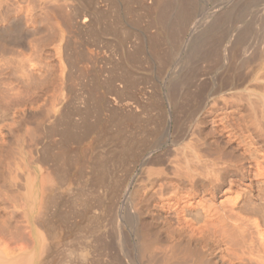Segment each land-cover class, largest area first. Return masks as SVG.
<instances>
[{"label": "bare ground", "instance_id": "6f19581e", "mask_svg": "<svg viewBox=\"0 0 264 264\" xmlns=\"http://www.w3.org/2000/svg\"><path fill=\"white\" fill-rule=\"evenodd\" d=\"M9 1L10 5L15 4L14 1ZM9 1L6 0L8 3V5H6L7 3L5 0H1L3 3L2 7L6 5V7H4L5 11H7V6L8 8L12 6L9 5ZM19 1L17 3H19ZM29 1L30 0H28V2ZM32 1L33 0H31L30 3ZM61 1L64 2V0H43L42 3L46 5L47 8L43 5H40L39 8L41 9L43 6L44 8L42 7V9H47H45L46 12L44 14H47V12L50 13L46 16H51L49 20L54 21L55 30L59 27L57 31H50L51 34L54 32V34H56H52L53 36L51 35L54 42L49 39L50 35H46L49 33H44L45 30H43V37L39 35L41 38L38 37L34 39V41L28 42L27 37L25 38V34L27 30H30L31 27L29 26L30 28L27 27L24 33V38L21 36L23 39L27 40L28 45L26 44L27 42H23V39V41H21L18 35L14 38H19L21 41L18 40L20 42V47H18V44L17 50V47H10L13 45L15 46V44L11 43L9 46L10 41L8 37L7 39L9 42L7 40L8 43H6V41L4 42L6 45L8 44L6 47L1 37L4 38L6 34L12 36L11 32L14 31L16 24L19 26L21 23H17L19 21L18 18L21 19L22 17L20 18L21 15H17L18 21H16V18L12 17L13 15L11 14V16L9 12L7 13H9L10 16L7 17V14H4V9L0 5V16L3 14L5 15V18L3 17L4 19L2 18L0 20H4V23L6 17L8 19L6 20V25L3 24L1 26L2 22L0 21V55H2L1 53L8 54L2 55V57L11 55L6 59L0 56V60L4 61H2L4 68L0 65L2 70H6L4 72L9 70L7 74H10L12 73L11 70L13 71L15 67L13 72L19 73L18 77H20V80L28 81L36 79L40 69L43 70V68H45H39L41 64H37L38 61L36 58L39 55L34 57V60L37 61V66L39 65L37 67L39 69L33 67L36 66L35 61L32 59L33 57L31 58L33 61H31L33 65L31 67L33 68L27 67V60L31 59L28 58L26 50H28L29 47L32 49L37 48V52L35 51L34 53L38 54V48L42 46L43 49V45L45 44L41 41L48 39L49 42L47 44H49V46L51 45L50 43L58 44H55V46L51 45L50 48L54 46V48L51 49L55 50L59 47L60 42L57 43L56 41L57 39L61 40L63 38V35L66 33L65 30L67 29H65V27H63L65 30L61 29L62 25L65 24L64 22H62V25L60 24V21H62L61 16L63 17L66 15L64 13L68 12L64 7L68 3V0L66 1L67 3L64 2V5ZM198 1L199 0H152V4L149 5L151 9H149V11H152L151 13L155 18V20L152 18L155 21L153 25L156 29L155 32L153 31V33H155L153 36H165L163 37L164 40H161L168 45L166 53L163 55L166 60L172 59L176 55L178 50L177 46L181 43L183 34H185L196 21L197 12L200 11L198 8L202 5L201 3V5L198 6ZM4 2L6 4H4ZM33 3L32 7L33 5L34 7L35 5L39 7L38 3ZM28 4L25 6L26 9L30 6V4L29 6ZM70 5L68 4V7H70ZM12 7L16 10H19V8L21 10L23 8L21 6L19 8H16V6ZM32 7L30 6L32 9V11L30 9V12H34V8ZM37 7H35V10ZM217 7L216 13L213 10V13L210 14L203 24L205 35L204 38H202L203 48L200 50V58L202 59L201 61L204 62L202 69L186 72L174 82L176 91L173 93L180 92L184 88H192V86L197 88L198 85H196V81H199L198 75L203 76L204 83L200 87L202 88V92L201 94L197 92L198 95H200H196V97H194L195 99L193 98L198 110L194 111V114H189L188 112L185 114L183 123L187 121L188 123L186 122V125L181 122V126L176 125L177 128L174 126V130L173 128L171 130L169 128L171 125H169L159 132H155L154 139L149 147L151 150L142 154L139 160L137 159L138 167L136 171L132 174H125L126 178L124 177L125 179L122 181L119 189H116L114 186L117 187L120 183H115V185L112 184L110 189L106 186L107 190L103 189L104 191L101 192L99 189L94 195L92 202L93 210L90 209L92 210V212H90L93 215L92 218L94 221V224H92L94 225V229L92 227L93 230H91L93 233V259H91V256L89 257L93 261V264H264V0H225L224 5ZM28 11L27 9L25 12L27 13ZM62 11H64V15L61 13ZM13 12L14 15H16L17 12L19 13V11ZM22 13L24 12L22 11ZM69 13L71 12L69 11ZM23 15L26 18V15ZM34 15L36 14L34 13ZM31 17L32 16H28L30 19ZM28 18L25 20L26 22H28ZM66 18H68V15ZM66 18L65 20H67ZM33 19L32 22H34V20H40L38 18ZM23 20L22 18V27L24 24ZM26 22L25 24H27ZM35 23L40 24L41 22L38 21V23ZM21 26H19V28L22 32L18 30V27V31L16 30L14 32L18 33L20 31L18 34L22 35L25 31H23L25 27L21 29ZM40 26L38 27L40 28ZM65 26L67 27V25ZM34 27L36 28V26ZM47 30L48 29H46V31ZM39 31H42V29L38 30V32ZM57 36L58 38L56 39ZM156 39L159 40L157 37ZM40 42L43 45L37 47ZM61 47L62 46H60V49ZM6 48L8 49L6 50ZM57 50H59V48ZM41 53L44 52L42 51ZM196 53H198L197 49H194L191 55L195 56ZM45 56L42 58L45 59ZM55 56L59 57V54L56 53ZM41 57L39 56V61H43ZM58 57H55L57 61L59 60ZM47 58L49 57L47 56L46 60ZM62 60L64 61V59ZM46 68L45 70L47 71L43 70L44 72L41 71L39 75L47 73L48 76H46L49 77L51 70H49L48 67ZM1 72L4 73L3 71ZM12 74H15V78L17 77L16 73ZM45 74H43V76ZM60 74L58 80L64 83V81L61 80L63 76L62 72H60ZM39 75L37 76L38 78L40 77ZM46 76L42 77L41 75V79L44 80H41L43 84L46 81L50 84L54 83V81L52 82L51 79ZM9 78L7 80L12 81V77ZM58 80L56 79L57 82L55 81L56 84H54L56 88L58 87L57 83H61L60 81L58 82ZM1 81L0 100L2 104L5 103V105H0V107L3 108L7 106L8 108V105H6L9 99L8 97L11 96V101V98L14 97L12 94H17L20 91H16L10 81H7L6 84L3 83L4 81ZM15 81L16 80L12 82L15 83ZM48 82L46 84H48ZM64 85L65 84H63V86ZM59 86L60 88L63 87L60 84ZM26 87L24 88L27 89L29 86ZM56 88L53 87L52 90ZM52 90L51 92H54ZM171 93L172 91L167 89L165 91V96L170 98L173 94ZM53 96L56 97L58 95L56 93ZM191 100L192 98L190 101ZM14 102H16V100H14ZM21 103L24 102L22 101ZM21 103L19 104L21 105ZM194 103L193 105H195ZM15 105L17 104L13 106ZM197 107L195 108L197 109ZM195 108H193V110ZM4 111L3 108L2 112ZM1 114L3 115V113ZM172 119L173 118H171V120ZM4 126L5 125L2 124V128H4ZM8 126H10V124ZM8 128L11 129V127ZM0 132L2 131L0 130ZM8 134L11 135L12 133L9 131ZM151 136H153V134ZM12 138L15 139L13 136ZM12 138L10 137L8 139ZM8 142L13 143L12 140H8ZM8 142L5 143L7 144V148L3 146L6 148L3 149L6 153H4L3 156H5L6 159L2 157L1 160L3 163L0 164V180L2 179L4 181H0V183H3L2 185L0 184V186L7 192V195L3 194V196L5 195L3 199L7 196L11 203L5 198L8 202L6 203L12 205L14 208L17 207V210L20 211L26 223L25 227L29 229H27L29 236L35 241L36 246L38 232L35 229V224L39 219L36 221V218H33V214L36 212V217L39 218L42 215L40 212L41 210H44V212L50 210L51 207L49 208L46 204L52 201V191L56 185L54 186V182L48 175L50 173H45V175H43V173L40 177L37 175L36 171H34L36 170L35 168L31 170L30 165L29 169L26 165H22L23 167H21L19 165L21 162L18 163L19 161L17 162L18 164L15 163L16 161H13L15 159L13 157L14 154L10 153L15 147L13 148L14 145H8ZM0 143L2 144L3 141ZM64 153H66V151ZM154 153L155 156L153 155ZM10 156L14 159H12V157L10 158ZM123 158L121 157L119 160ZM66 166L65 163L61 171L60 178L63 184L61 186L60 183L59 186H61L62 189L63 186L66 187V189L70 186V179L68 178L69 171ZM17 169L19 173H16ZM51 182H53V185ZM66 189L65 191L68 192V189ZM2 201L3 200H0V203ZM6 203H4L5 206L7 205ZM0 206L2 212H8L2 209V206L4 207L3 204ZM46 207H48L47 210L45 209ZM9 208L11 207L9 206ZM14 210L12 211L14 212ZM13 212L12 215H14ZM39 213L41 215H39ZM0 215L3 216L2 213ZM7 215H5V218L7 217L9 220L13 221L12 215L9 213L11 219ZM9 220L8 222H10ZM9 224L7 220H3L2 225H0V230L6 232H2L4 235L11 234V231H9ZM48 227L51 228V226ZM20 228L22 227L20 226ZM50 228L49 230L53 231V228ZM63 230L64 229H62V231ZM16 233L11 235L13 236L12 239L11 237L9 238L12 242L13 238L14 240L17 238V243L18 236L19 240L23 239L22 241H25V238H29L27 237L28 235L25 236V234L28 233H26L24 229L18 231V236ZM47 233H49L48 229L45 234L46 236H48ZM62 233H64V231ZM54 234L55 232L53 235ZM46 236H44L46 241H43L44 248L40 247L42 246L40 244H37V246L40 247V250L45 249V252L39 250L40 252L50 254L51 245L47 243V239H49L50 236ZM7 237L1 236L0 239H7ZM39 237H41V234ZM51 237H53L52 234ZM2 240H0V243H3V241L5 242V240ZM22 241L21 244L18 242V245L20 244L18 248H16V243L13 242L16 246L14 247L11 245L14 247V251L12 247L9 249L13 252L11 255L8 250V246L11 243L8 244V242H6L8 245L3 243V245L5 244V248L7 247L6 249L8 252L5 248V250L3 248L1 249L2 252H0V254H3V257L0 258V264H36V259H40L36 251L38 248L34 245V247L30 248L27 244L25 245V242H23V244ZM3 250L6 251L8 255ZM81 252L84 251L78 253L79 258L85 256V254L82 256ZM41 261L44 260L42 259ZM83 262L85 263V261Z\"/></svg>", "mask_w": 264, "mask_h": 264}, {"label": "rangeland", "instance_id": "374dc122", "mask_svg": "<svg viewBox=\"0 0 264 264\" xmlns=\"http://www.w3.org/2000/svg\"><path fill=\"white\" fill-rule=\"evenodd\" d=\"M11 1L15 2V4H11L12 6H16V8L21 6L23 8L21 10L20 8L19 10H16L10 5L9 1V5L11 7L8 8L7 6V11H5L4 7H6L8 3L5 0L7 4L4 2L6 5H3L2 7L3 3L0 0V5L4 9V14H7V17L12 14L13 16H11L16 18V21L19 20L17 23L21 22L19 26H21L23 18L24 24L23 27L21 26V29L25 27L23 29V31H25L22 33V35L18 34L21 30L16 24L14 31L17 30V27L20 31L18 33H15L14 31V33L11 32L12 36L14 37H12L10 34H6V36L3 35L6 37H1L3 43L6 40L8 41V37L10 41H8L10 43L9 46L11 43L15 44V46H10L11 48H16L18 44V47H20L21 41L24 40L23 42H27L26 39H23V36L27 30V27L29 26L31 27H29L31 31L29 30V33L27 30V33L25 34V38L27 37L28 42L32 40L34 41V39L38 37H43L44 33H49L46 35H50L49 39L54 42L53 38L51 37L56 34H54L55 32L52 33L53 35L50 33L51 30H55V25L53 24L54 21L49 20L51 16H46L47 14H50L49 12L44 14L46 12L45 9L47 6L42 3L43 0H40L41 4L39 0V3L37 0H33L31 3V0L29 2L28 0H20L21 2L18 0L20 4L17 3V0ZM66 1L67 0H64L65 3H67ZM62 2L63 1H61V3ZM64 2L62 3L63 5L65 4ZM70 2L71 0H68V3L66 4L67 6H64L65 10L67 9L68 12H61L62 14L64 13L66 15L63 14L65 17L61 16L62 21H60V24L62 25V22L65 24L60 27L61 29H64L63 27H65V29L67 28L68 30L64 29L66 33L63 35L61 40L57 39L58 36L56 37V42H60L59 47L57 46L59 50H57L58 48L55 50L51 49L54 48L56 43H50L51 45H54L50 48L51 45L49 46V44H47L49 39L41 41L42 43H45L44 45L41 42L39 45H37V47L43 45V49L42 46L38 48V54L34 53L37 48L32 49L27 47L28 50H26L28 58L31 59L33 57V60L34 57L38 55L40 57L42 55H47L49 57L46 60L47 56H45V59H43L42 56L41 59H43V61L41 59V61H39L38 56L36 58L38 63L36 60L34 61L35 64H41H39L41 66L39 68L48 67V69L51 70L49 77H47V73H42L41 75L42 77L47 75L46 77L50 78L52 82L54 81V83L50 84L48 81H46L43 84L42 81L44 80L41 79L42 77L39 75V73L41 71H47L45 68H43L44 71L40 69V72L37 74V76L39 75L40 77L38 78L36 76V79H33L34 81L32 79L28 81H21L20 77H18L19 73L13 72L15 67L14 69L12 68L13 71L11 69L10 70L12 73L17 74L16 78L15 74H7L9 70H7V72H4L6 71L5 69L2 70V68H4V61L2 60V62L0 60L2 62H0V65L3 66L2 68L0 67V70L5 73L4 74L0 71V73H2L0 74V76L2 75L0 77V81L2 80L4 81L3 83L6 84L9 77H12V81H17L18 79L21 81V83L19 80L17 83L16 81L13 83L9 80L11 85L15 87L14 89L20 92L17 94H12L14 95V97L11 98L12 102L10 101L11 96L8 97L9 99L6 103L8 108L7 106L3 107L5 111L7 109L6 112L4 111L5 113L2 112L3 108L0 107V110L2 108L0 111V130L2 131L0 132V140L3 141L4 144L8 142V140H12L13 143L10 142V144L8 142V145H14L13 148L15 147L12 149L13 152L12 150L10 152L14 154L10 155H13L15 159L12 156H10V158L12 157V159H14L13 161H16L15 163L19 161L18 163L21 162L19 164L21 167L26 165L28 168L30 165L31 170H34L35 168L36 170L34 171H36L37 175L39 176L43 173V175H45V173H50L48 175L54 182H51V184L53 183L54 186L56 185L53 188L54 192L52 191V201H50L49 204H46L49 208L51 207L50 210L48 209L49 211L44 212V210L42 211L40 208L42 215L39 213V215H41L40 217L38 216L39 218L36 217V212L33 214V218H36V221L39 219V223L37 221L35 224V229L38 232H35L37 233L38 238L37 244H40L42 246H39L43 247V241H46L44 236H46L45 234L47 229L50 235L47 233L48 236L46 237H51V234L53 236L51 238L49 237L50 240L47 239V243H50L51 245L50 254H44L43 252H40L41 250L45 252V249L40 250V247H38L37 244L35 246V241L29 236L27 231L28 228L25 227L26 223L22 218V214L17 210V207H15V209L12 205L7 204L8 202L11 203L7 196L5 198L8 200V202L5 198L3 199L5 196H3V194L7 195V192L2 186H0L3 189L1 192L2 189L0 188V200L4 201H2L3 203L1 202L0 205L3 204L4 207L8 206L6 208L2 206V209L7 210L10 215H12V210L15 209L13 212L14 215H12L13 221H11L7 217L5 218V215L7 214V216L10 218L9 213L6 211H3L5 212L3 213L0 206V214H3V216L0 215V225H2L3 220H7L8 224L11 222L9 224V231H11L9 238L11 237V239L13 237L11 236L12 234L16 232L18 233V231L22 229L28 233L25 234V236L28 235L27 237H29L25 238V241H22L23 239L19 240V236L16 233L18 236V241L16 243L17 238L15 240L13 238V242H15L17 246L12 242V240H10L9 244H11L8 246V250L11 249L12 246H16V248H18V246L21 244V241L22 243L25 242V245L27 244L28 247L30 246V248L35 246L38 248L36 251L37 255L40 257V259H36V264H45V262L46 264H83V261H85L84 264H89L92 261L93 233L91 230L94 229V225H92L94 224V221L91 212L93 210L92 202L95 193L99 189L101 192L107 190V187L110 189L112 184L115 185V183H120L117 185V187L114 186L116 189H119L122 181H124L126 178L125 174L127 173L128 175V173H134L138 167L137 164L138 160L140 159L139 157L151 150L149 147L151 145L150 143L154 139V133L159 132L161 129L169 125H171L169 128L171 130L173 128L174 130V126L175 128H177L176 125L181 126L180 123H183L184 116L187 112L189 114H194V111L198 110L196 103H194V97H196V95L199 96L202 92V88L200 87L204 83L203 76L198 75L199 81H196V85H198L199 88H197L199 90L195 88V86H192V88H184L180 92L173 93L176 91L174 82L178 78L182 77L186 72L195 71V69H202L204 62L201 61L202 59L200 58V50L203 48L202 38H204L205 35L203 24L205 23V20L208 19L210 14L213 13V10L216 13L218 9L217 6L224 5L225 0L198 1V6H200L201 3L202 5L198 8L200 11L197 10L198 12L196 21L192 27L189 28L185 34H183L181 43L177 46L178 50L176 55L172 59L167 60L163 56L166 53L168 46L164 41H162L164 40L163 37L165 36L161 35V38L156 35L159 40L162 39L161 41L153 36L155 34L153 31L155 32L156 30L155 26L153 25V22L155 23V18L151 13L152 11H149V5L152 4V0H72L73 3H71L73 5ZM28 3L31 7L32 3H38L39 7L35 5V7H37L35 10L33 5L32 8H34V12H30L31 8ZM26 4L29 6L27 7L29 10L28 12L32 14H29L28 12L27 14L25 12L27 10L25 7L27 6ZM68 4H71L70 7H68ZM40 5L46 6V8L42 9V6L41 9H39ZM13 11H19V13L17 12V14L15 13L16 15H14ZM22 11L24 13H22ZM69 11L71 13H69ZM7 12H9L10 15ZM34 13L36 15H34ZM4 14L1 15L2 17L0 16V19L3 17L5 18ZM23 14H27L26 18ZM17 15H21L20 18H22L19 19ZM67 15L68 18H66ZM28 16H32L31 19L28 18ZM7 17L4 23V20H0L2 22H0L1 26L3 24L6 25V20H8ZM27 18L28 22L25 21ZM33 18H38L40 20L35 21ZM65 18L68 21L65 20ZM152 18H154V20ZM32 19L34 22H32ZM29 20L30 23L32 22L34 25L32 23L30 24ZM38 21L41 23L39 24ZM25 22L27 24H25ZM65 25H67V27ZM34 26H36V28ZM38 26H40L42 31L38 32V30H41ZM58 28H56L55 31H57ZM34 29L38 30L35 31ZM46 29L48 30L46 31ZM43 30L46 32L44 31L43 33ZM17 35L21 41L19 38L14 39L17 37ZM152 37H155V40ZM7 41L6 43H8ZM28 42L26 43L27 45ZM4 45L7 47L8 44L6 45L4 43ZM60 46L63 48L61 47L60 49ZM47 47H49L51 50ZM8 48H6V50ZM40 48L44 53H41L42 51ZM193 48L197 49V56L191 55V53L194 51ZM56 53L59 54V57L55 56ZM1 54L4 56L7 53ZM2 55L0 56L2 57ZM7 57L2 58L6 59ZM55 57H58L62 62L59 60L57 61ZM32 59L27 60V67L37 68L39 65L37 66L36 64V66H33ZM62 59H64V61ZM29 61L32 62L30 63ZM58 65L63 66L60 67ZM60 72H62L64 76L61 77V80L64 81V83L58 80V76L61 75ZM43 74L45 75L43 76ZM33 76L35 78L34 74ZM44 79L47 80L46 78ZM56 79L58 82L60 81L65 85L63 86V84L57 83V88H60L59 84L63 86L60 89H57L54 85L56 84ZM47 82L48 84H46ZM26 84H29V87ZM53 87L56 89L52 90ZM167 89H170L173 93H171L172 95L170 98L165 96V91ZM51 90L54 92H51ZM197 92L200 94L198 95ZM51 93L53 95L57 93L58 96L55 97ZM19 97L21 98V101ZM191 98L192 100L190 101ZM14 100H16V102H14ZM22 101L24 103H21ZM17 102L21 103V105ZM13 103L17 105L13 106ZM193 103L195 105H193ZM0 105L4 106L5 103L2 104V101L0 100ZM195 107H197V109ZM193 108L195 109L193 110ZM1 113H3V115ZM171 118L173 119L171 120ZM186 122L187 121H185L183 124L186 125ZM6 123L8 125L10 124V126H8ZM2 124L5 125V129L2 128ZM8 127H11L12 130ZM8 130L10 133H12L11 135L8 134ZM5 131L8 132L6 133ZM152 134L153 136H151ZM12 136L17 141L13 139ZM10 137L12 139H8ZM3 143H0V145L7 148V144L4 145ZM1 146L0 160L2 157L3 159H6V157L3 156L5 153V150L3 149L6 148H2ZM65 151L66 153H64ZM153 155L155 156V153ZM120 156L122 158L124 157V160H119V158H121ZM2 163L3 162L1 160L0 164ZM65 163L69 171L68 178L70 179V186L67 188L68 192L65 191L66 187L64 186L62 189L61 186L63 181L60 178L61 171ZM16 173H19L18 169ZM0 181L3 180L1 179ZM60 183L61 186H59ZM0 184L2 185L3 183ZM4 203L7 205L5 206ZM9 206L12 208V210L9 208ZM48 207L45 209L47 210ZM45 215L48 216L46 217ZM8 220L10 222H8ZM14 224L15 227H13ZM20 226L22 228H20ZM48 226H51V228ZM49 228H53V231L49 230ZM62 229H64V233H62ZM0 231V237L8 236L7 234H3L6 233L5 231ZM52 232H55V234L53 235ZM40 234L44 240L39 237ZM62 236L65 237L63 238ZM0 240H2V238ZM39 240H41L43 244ZM18 242H20L19 245ZM3 243L6 242L3 241ZM3 243L0 244L3 245ZM2 245H0V250L5 248V244L3 247ZM6 245L8 244L6 243ZM14 247H12V250ZM80 251H84L81 252V254L82 256L85 254L86 257L83 256L79 258L78 253H80ZM0 252H2V250ZM11 253L13 252L9 250L10 255ZM2 255L3 254H0V258L3 257ZM90 256L91 259L89 258ZM42 259L44 261H41ZM39 260L44 263H41ZM90 264H93V261Z\"/></svg>", "mask_w": 264, "mask_h": 264}, {"label": "crops", "instance_id": "0c3cea01", "mask_svg": "<svg viewBox=\"0 0 264 264\" xmlns=\"http://www.w3.org/2000/svg\"><path fill=\"white\" fill-rule=\"evenodd\" d=\"M13 227H14V225H13ZM8 239V240H7ZM7 239L6 238H4V240H5V242H8V244H9V235H8V237H7ZM7 240V241H6Z\"/></svg>", "mask_w": 264, "mask_h": 264}]
</instances>
